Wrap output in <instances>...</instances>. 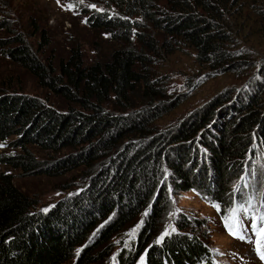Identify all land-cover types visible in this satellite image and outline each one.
Returning <instances> with one entry per match:
<instances>
[{
  "label": "trees",
  "instance_id": "16d2710c",
  "mask_svg": "<svg viewBox=\"0 0 264 264\" xmlns=\"http://www.w3.org/2000/svg\"><path fill=\"white\" fill-rule=\"evenodd\" d=\"M163 1L165 8L158 0H99L102 8L86 22L120 46L90 63L71 46L57 68L38 55L48 41L34 15L27 25L37 37L35 50L23 30L12 28L11 18H0V30L7 34L0 38L4 55L39 86L75 105L62 111L38 96L0 88V144L20 149L1 153L0 163L47 175L78 167L90 171L79 192L44 211L35 209L34 199L11 174L0 171V264H99L111 249L98 248L136 220L135 239L118 251L114 264H137L142 256L146 264H215L200 232L202 220L176 211L165 232L161 224L172 212L171 196L185 191L219 214L239 207L237 180L257 152L264 155V69L250 80L240 102L225 106L231 94L224 91L159 129L156 121L184 94L169 98L165 81L151 79L147 54L131 37L141 44L150 41L132 28L135 18L144 20L172 38L174 44L163 42L167 49L189 47L197 64L232 72L252 64L238 40L263 30L264 0ZM29 145L74 151L42 161ZM96 229L97 241L90 245Z\"/></svg>",
  "mask_w": 264,
  "mask_h": 264
},
{
  "label": "rangeland",
  "instance_id": "374dc122",
  "mask_svg": "<svg viewBox=\"0 0 264 264\" xmlns=\"http://www.w3.org/2000/svg\"><path fill=\"white\" fill-rule=\"evenodd\" d=\"M7 3V4H4ZM160 8H165L163 0H158ZM102 6L99 0H0V18L8 17L12 20L14 30H23L27 40L32 43L34 50L38 46L37 37L30 35L32 29L27 22L35 16L41 29L46 31L48 44L38 52L45 63L58 67L62 59L69 55V47L80 48L86 62L103 58L119 47L120 44L108 38L101 29H93L87 24L86 18L90 13L99 11ZM132 31L145 33L150 45L137 42L132 36L133 45L142 48L147 54V69L152 78L165 81L166 95L174 98L184 94L183 100L171 111L156 121L159 129L179 121L195 108L202 106L217 94L228 91L231 94L225 106L232 102H240L242 95L250 88V80L259 77L264 69V23L254 33L249 42L240 35L238 47L244 48L249 54L252 64L248 68L232 72L213 69L199 65L195 61L194 51L189 47H174L167 49L163 42L174 41L160 30L154 29L144 20L135 18ZM261 22L256 17V24ZM260 25V24H259ZM258 25V27H259ZM7 37L6 32L0 30V38ZM0 88L4 92H16L40 97L45 103L58 110H66L68 103L60 95L39 86L37 80L26 69L7 58L0 47ZM246 99V94L243 96ZM230 103V104H229ZM112 107V106H111ZM110 107V108H111ZM230 114L237 115V110L229 108ZM13 138H9L12 140ZM28 148L35 157L42 161H51L60 156L73 152L66 147L58 152L43 151L36 146ZM255 150V149H254ZM19 148H10L7 142L0 144L1 153H18ZM0 171L12 175L14 184L34 199L36 210H46L57 200L70 197L79 192L87 182L90 171L78 167L54 175L25 172L0 163ZM242 184L237 189L238 184ZM235 189L241 195L239 207L219 214L207 201L192 191H185L172 195V212L161 224L165 232L173 222L172 215L176 211L186 216L195 217L203 221L204 239L211 249L215 264H264V236L260 230L264 229V202L259 204L264 196V155L257 152L252 157L245 171L237 180ZM256 195V199H255ZM105 222H101L99 228ZM140 221L136 220L127 225L120 233L113 235L108 244L98 248L102 250L109 246L111 252L106 260L99 264H114L115 256L123 246H130L134 241ZM98 229L90 238L89 244L96 243ZM64 264H72L71 261ZM137 264H146L142 256Z\"/></svg>",
  "mask_w": 264,
  "mask_h": 264
},
{
  "label": "snow or ice",
  "instance_id": "6c2138e0",
  "mask_svg": "<svg viewBox=\"0 0 264 264\" xmlns=\"http://www.w3.org/2000/svg\"><path fill=\"white\" fill-rule=\"evenodd\" d=\"M260 232H261V235L264 236V229H261Z\"/></svg>",
  "mask_w": 264,
  "mask_h": 264
}]
</instances>
